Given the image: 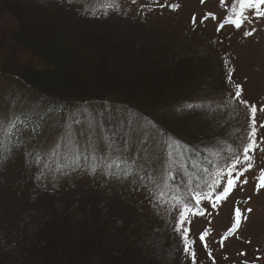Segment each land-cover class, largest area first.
<instances>
[{
    "label": "rangeland",
    "instance_id": "374dc122",
    "mask_svg": "<svg viewBox=\"0 0 264 264\" xmlns=\"http://www.w3.org/2000/svg\"><path fill=\"white\" fill-rule=\"evenodd\" d=\"M160 2L163 3L165 0ZM168 2L178 3L179 10H161L153 5L151 0H135V3L133 0H62L60 3L64 7H69L70 11L64 8L56 11L59 0H0V73L4 72L8 75L0 74V128L8 129V122L17 120V116L31 112L32 107L25 100L13 107L10 94L17 89L19 82L11 77L24 73L25 66H32L33 69L38 65V60L14 41V35L19 31L18 11L14 10L15 4L26 7L27 13L30 14L43 12L47 7L51 13L54 11L58 13V21L63 20L62 27L72 29H85L86 24L79 23L73 7L87 5L85 15L92 18L95 14L94 19L101 20L97 23L105 26H97V30L108 28L110 35L107 37L114 36L122 41L124 39L123 43H135L136 56L146 49L153 53L154 60H160L162 56L169 57L172 54L177 57L183 55L189 58L185 66L190 64L189 70L190 68L194 70L195 67L196 73L198 72L197 63L203 62L207 65L211 64L212 60L216 64L213 54L216 55L219 51L224 54L221 57L216 55L219 61L223 62L222 57H229L235 68L233 84H226L216 72L214 74L217 80L214 78L207 83H201L198 80L194 83L193 74H196L194 71L189 79L190 85L184 91L180 90V96L179 91L168 92L173 99L181 97L185 100V105L197 104L200 107L204 105L200 110L197 109V112L186 111L193 119L187 120L186 123H178L173 128L176 130L182 128L185 132L183 134L186 135L192 131L190 126H193L198 133L196 146L200 149H197L209 154L211 152L218 159L227 157L231 149L241 144L240 138L246 135L248 130V110L238 101H232L229 104L228 101L231 98L226 92V89H234L235 84H240L244 90L241 98L249 105L254 104L257 107V139L259 141L261 137H264V128L259 127L261 123H264V111H260L264 107V20L254 22L257 31L252 37H244L242 34L244 29L235 32L231 27L216 33V22L211 20L193 30L190 25L193 15L199 20L202 13L206 11L215 12L218 17L226 14V9L221 5L220 0H205L204 4H201L200 0H168ZM226 2L228 5L231 4V0ZM220 39H223V44L218 42ZM121 47L126 49L123 45ZM202 59L203 61H200ZM154 60L152 62H155ZM220 65L223 68V65ZM152 69L155 71L154 67ZM206 75L207 73L204 74V78ZM178 87L183 88L181 81ZM113 102L115 103L106 110L107 113H103V119L107 120V123L104 122L105 127L95 122L93 130L90 123L94 121L84 120L82 124L76 125L71 117L65 121L51 118L48 124L42 127L40 133L31 135L28 140L19 143L9 154L5 155L0 145V155L4 156L0 159V257L3 255L0 260H4L5 251H7L6 243L15 236L29 207L37 204L40 205V209L56 208L58 213L66 211L75 218L82 211L90 221L97 219L102 213L106 220L103 222L105 226L117 221L130 227L128 230L143 231L144 237L140 240H147L145 237L150 236L163 241L160 236H164L171 245L172 251L175 252L176 264H191L190 258L182 251L180 235L174 230L177 213L172 209L171 203L163 207L154 205L150 202L148 191L141 186L138 179L133 183L131 178L118 180L99 172L94 177L84 170L63 168L64 156L67 152L64 138L69 130L73 140L78 144H83L90 137L99 138L102 132H119L122 121L125 122L124 118L119 116L125 112V109L120 106L122 101L113 99ZM115 104L120 105L115 106ZM139 112L135 109L132 115L136 117ZM233 113L239 117V121L231 118ZM57 124H60L58 129ZM143 124L149 135L146 141L141 143L138 142L134 133L128 155H135L138 163L144 165L146 171L143 174L145 175L149 172L158 175L161 170L167 172L170 167L173 170L170 171L171 174L174 178L177 177V174L183 172L185 168L184 160L178 154L181 140L167 132L164 133L160 127L159 133L163 137L158 138L160 137L157 133L158 129L151 128L146 121ZM216 131H221L223 136L212 134L210 139L208 132ZM140 136H144L143 131L140 132ZM115 138L117 143L123 146L120 135ZM168 145L172 146L171 157H169ZM99 147L101 151H105L102 143ZM261 147L264 148V144H261ZM144 149L151 150L154 154L148 155L147 159ZM217 153L219 155H216ZM255 160L253 170L246 173L249 183L244 185L243 191L234 192L233 197H230L218 212L213 211L205 202L202 206L208 208L211 214L192 218L190 235L197 240L196 264H212L207 251L198 240V235L205 230L209 232L207 242L215 258V264H244L245 261L247 264H264V190H261L258 195L253 194L254 178L259 174V170L264 168V151L258 149ZM81 163L83 164L84 161L81 160ZM58 167L62 170L57 171ZM42 172L43 177L37 179ZM202 177L205 180L210 179L209 175L206 178L205 173ZM170 183L172 192L166 199L179 192L178 187L174 186L172 181ZM250 195L251 201L245 203L244 201ZM237 202L242 211L246 208H251L253 211L248 214V219L242 223L239 232L230 237L224 247H221L219 241L231 226L232 209ZM121 218L125 220L121 222ZM138 248L144 250L143 247ZM241 252L247 255L240 256Z\"/></svg>",
    "mask_w": 264,
    "mask_h": 264
},
{
    "label": "trees",
    "instance_id": "16d2710c",
    "mask_svg": "<svg viewBox=\"0 0 264 264\" xmlns=\"http://www.w3.org/2000/svg\"><path fill=\"white\" fill-rule=\"evenodd\" d=\"M60 2L62 0H59L56 11L60 10L59 8L69 10V7H64ZM15 6L14 10L18 11L19 31L15 33L14 41L38 60V67L32 69V66H25L24 73L11 77L19 82L17 89L10 94L13 107L25 100L32 108L30 113L17 116L15 127L11 128V131H9V122L8 129L0 128V145L5 155L13 151L19 143L28 140L31 135L40 133L42 127H45L51 118L65 121L71 117L76 125L82 124L84 120H90L105 127L107 120L103 119V113H107L106 110L115 103L113 102L115 99L122 101V105L115 104V106L120 105L125 109V112L119 116L125 120L122 121L125 129L128 116L138 109L140 112L136 117L141 123L146 121L151 128L160 127L164 133L167 132L181 140L178 154L183 158L185 168L175 178L171 174L173 177L171 181L178 187V193L182 197L186 195V182L192 180L193 186L197 183L203 184L205 181L202 177L203 169L207 168L209 173L216 171L218 158L211 152L209 154L199 150L200 148L196 146L198 133L194 127L190 126L192 131L188 130L186 135L183 134L185 132L182 128L181 130L173 128L178 123H186L187 120L193 119L189 112L194 110L197 112V109H201L197 104L193 108H188V105L184 104L185 100L181 97L173 99L168 93L179 91L180 96V90L184 91L190 85L189 79L195 67L194 70L192 68L189 70L191 65L185 66L189 61L188 57L183 55L177 57L172 54L154 60L153 53L147 49L136 56L135 43H123L124 39L122 41L114 36L107 37L110 35L108 28L97 30V26H105L97 23L101 20L94 19L95 14L92 18L85 15L87 5L73 7L79 23L86 24L85 29L62 27L63 20L58 21V13L55 11L51 13L47 7L43 12L30 14L27 13L26 7L16 4ZM122 45L126 49L122 48ZM216 55L221 57L224 54L219 51ZM216 55L213 54L216 64L212 60L211 64L206 65L203 62L196 64L198 72L195 71L196 74H193L194 83L198 80L201 83H207L214 78L217 80L214 72L225 80L224 68L220 65H223V62L219 61ZM180 81L183 88H180L182 86L177 88ZM116 118L118 120L117 116ZM231 118L239 121V117L234 113ZM59 126L60 124H57V129ZM157 133L160 135L158 138L162 139L163 135L159 133V129ZM104 134L113 135L112 131ZM208 134L211 139L212 134L219 136L222 132H208ZM153 154L151 150L144 152L147 159L148 155ZM2 158L4 156L0 155V159ZM35 205L29 207L15 236L7 241V251L0 264H176L177 262L174 259L175 252L164 236H160L163 241L150 236L145 237L147 240H140L144 237L143 231L128 230L130 227L117 221L105 226L103 222L106 220L102 213L97 219L90 221L82 211L75 218L66 211L58 213L56 208L40 209V205ZM124 220L121 218V222ZM140 233L141 237H139ZM138 247H143L144 250Z\"/></svg>",
    "mask_w": 264,
    "mask_h": 264
},
{
    "label": "snow or ice",
    "instance_id": "6c2138e0",
    "mask_svg": "<svg viewBox=\"0 0 264 264\" xmlns=\"http://www.w3.org/2000/svg\"><path fill=\"white\" fill-rule=\"evenodd\" d=\"M151 2L161 10L178 11L180 8L178 3H169L168 0L163 3L160 0H151ZM133 3H135V0H133ZM200 3L204 4L205 0H200ZM220 3L226 9L225 15L218 17L215 12L206 11L202 13L199 20L193 15L190 20L191 28L195 30L200 25H205L206 21L211 20L216 22V33H220L226 27H231L235 32H240L241 29H244L243 36L252 37L257 31L254 22L264 20V0H231L230 5L227 4L226 0H220ZM228 39L230 40L231 37L229 36ZM218 42L223 44L224 41L220 39ZM222 60L226 84L231 85L233 84L235 71L234 65H232L231 59L222 57ZM243 91V86L240 84H235L234 89H226L228 96L231 98L228 103L231 104L232 101H238L249 113L248 130L246 135L240 138L241 144L237 148L231 149L227 157L216 160L217 169L214 173H209L207 168L203 169L204 173L210 176V179L205 180L203 184L197 183L193 186L191 181L186 182V195L183 197L177 192L166 199L168 194L172 192L170 181L173 177L171 176L170 167L167 172L161 170L158 175H153L151 172L145 175L143 174L146 171L144 165L138 163L135 155H128L129 145L133 142L134 133L138 142L141 143L145 142L149 135L146 126L133 115L128 116L126 129L122 126L119 132L113 133L112 136L102 132L99 138L90 137L83 144L76 143L69 130L64 138V146L67 152L64 156L65 164L63 168L84 170L94 177L99 172L109 178L118 180L131 178L133 183L138 179L141 186L148 191L150 202L154 205L163 207L166 204L175 202L171 203L172 209L177 213L174 230L180 235L183 253L190 258L191 264H196L197 240L191 238L190 235L192 218L211 214L208 212V208L202 206L205 202L213 211L218 212L219 208L230 197H233L234 192L237 190L243 191L244 185L249 183L246 173L251 172L255 167L257 150L264 151V148L261 147V144H264V137H261L259 141L257 139V107L254 104L249 105L246 100L241 98ZM187 107L193 108L194 105L189 104ZM201 107H204V105H201ZM260 111H264V107ZM13 127H15V121L10 122L9 131ZM90 127L94 130L95 122L90 123ZM259 127L264 128V123H261ZM141 131L144 132V136H140ZM117 135H120L121 140H123V146L117 143L115 138ZM101 143L104 145L105 151L100 150L99 146ZM171 147V145H168L169 157L172 155ZM8 150L10 151V149ZM144 150L147 151L146 149ZM216 155H219V153ZM81 160L84 161L83 164H81ZM61 170V168H57V171ZM43 175L42 172L37 179H40ZM254 179L253 194L258 195L261 190H264V168L259 170V174ZM251 199L250 195L244 202L248 203ZM238 203L232 209L231 226L221 236L219 241L221 247H224L225 242L239 232L242 223L247 221L248 214L253 211L251 208H246L242 211ZM208 236L209 232L205 230L198 235V240L207 251L212 264H215V258L208 247ZM239 255L246 256L247 254L241 252ZM244 264H247V262L245 261Z\"/></svg>",
    "mask_w": 264,
    "mask_h": 264
}]
</instances>
